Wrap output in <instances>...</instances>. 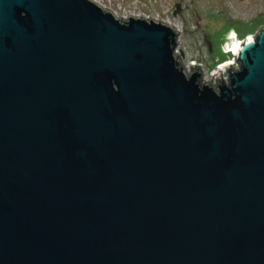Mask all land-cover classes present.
<instances>
[{"label":"water","instance_id":"95a60500","mask_svg":"<svg viewBox=\"0 0 264 264\" xmlns=\"http://www.w3.org/2000/svg\"><path fill=\"white\" fill-rule=\"evenodd\" d=\"M174 28L0 0V264H264V27L205 83Z\"/></svg>","mask_w":264,"mask_h":264},{"label":"rangeland","instance_id":"374dc122","mask_svg":"<svg viewBox=\"0 0 264 264\" xmlns=\"http://www.w3.org/2000/svg\"><path fill=\"white\" fill-rule=\"evenodd\" d=\"M101 1L118 14L117 18L136 16L157 19L163 24L167 21L165 24L177 32L185 72L189 75L199 67L200 78L205 83L219 84L214 78L218 71L226 78L224 66L217 65L227 59L230 62L226 63L232 62V55L227 53L231 51L227 47L231 38L236 36L243 41L250 35L254 37L257 30L264 27V0Z\"/></svg>","mask_w":264,"mask_h":264},{"label":"built area","instance_id":"2783aa9c","mask_svg":"<svg viewBox=\"0 0 264 264\" xmlns=\"http://www.w3.org/2000/svg\"><path fill=\"white\" fill-rule=\"evenodd\" d=\"M92 1V0H91ZM97 2H98V6H100L102 9H104V10H112L110 7H108V5L106 6L105 4H104V2L103 1H101V0H96ZM113 11V15L117 18L118 17V14L114 11V10H112ZM119 18H121V19H127V17H119ZM154 21H157L158 22V20L157 19H154ZM175 32H176V30H175ZM177 39H178V36H177V32H176V41H177ZM180 51H179V47H178V42H177V44L175 45V47H174V49H173V56H174V58L178 61V63L184 68V70L186 71V69H185V67L183 66V64L181 63V57H180ZM232 62L231 63H233V64H235V66L238 68L239 67V63L238 62H236L235 60H234V58H233V55H232V60H231ZM195 62V61H194ZM226 62H230V60L229 59H227L225 62H223V63H221V64H218L217 66H221V65H224ZM196 69H198V71H199V73H200V75L202 74L201 73V71H200V68L199 67H196ZM186 73V72H185ZM187 74V73H186ZM229 81V79H228V76H226V78H225V81ZM218 85V84H217Z\"/></svg>","mask_w":264,"mask_h":264},{"label":"bare ground","instance_id":"6f19581e","mask_svg":"<svg viewBox=\"0 0 264 264\" xmlns=\"http://www.w3.org/2000/svg\"><path fill=\"white\" fill-rule=\"evenodd\" d=\"M167 1V0H166ZM94 2V1H93ZM95 3V2H94ZM95 4H97V3H95ZM98 5V4H97ZM111 13H113V12H111ZM165 23H168L167 21L165 22ZM164 23V24H165ZM168 26V25H167ZM172 28V27H171ZM231 36H233V33L231 34ZM246 39H248V40H252L253 39V36H248ZM231 41L230 42H232V43H230L229 42V44L227 45V47L229 46V48H228V50L229 49H231V51H233V53H237L238 52V49H239V47H240V45H241V43H242V40H239L238 39V37H233V38H231L230 39ZM225 64H230V63H225ZM224 66V65H223ZM222 66V67H223ZM187 73V72H186Z\"/></svg>","mask_w":264,"mask_h":264},{"label":"clouds","instance_id":"9594fccd","mask_svg":"<svg viewBox=\"0 0 264 264\" xmlns=\"http://www.w3.org/2000/svg\"><path fill=\"white\" fill-rule=\"evenodd\" d=\"M227 53H229L230 55H233V52H232V51H229V52H227Z\"/></svg>","mask_w":264,"mask_h":264},{"label":"trees","instance_id":"16d2710c","mask_svg":"<svg viewBox=\"0 0 264 264\" xmlns=\"http://www.w3.org/2000/svg\"><path fill=\"white\" fill-rule=\"evenodd\" d=\"M232 31H233V30H231L230 32H232ZM230 32H229V33H230ZM234 32H235V31H234ZM229 33H228V35H229ZM228 35H227V37H228ZM240 40H241V39H240ZM227 43H228V42H227Z\"/></svg>","mask_w":264,"mask_h":264}]
</instances>
